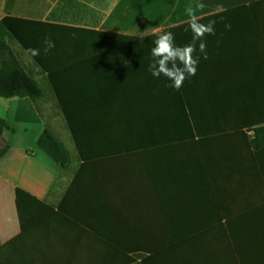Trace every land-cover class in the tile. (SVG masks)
<instances>
[{
    "label": "crops",
    "instance_id": "1",
    "mask_svg": "<svg viewBox=\"0 0 264 264\" xmlns=\"http://www.w3.org/2000/svg\"><path fill=\"white\" fill-rule=\"evenodd\" d=\"M258 1L264 0H0V20L11 16L85 34L142 38L175 29L182 46L192 39L185 31L191 7L201 23L217 22L215 35H205L208 59L201 58L196 75L175 94L194 97L195 110L226 111V95H264V73L249 67L261 64L264 9L255 17L237 9ZM10 46L46 89L37 105L28 97H0V118L8 125L0 130V264H264V146L250 144L253 131L208 135L189 153H168L164 137H150L142 152H101L82 170L45 76L18 43ZM133 78L115 79L124 84ZM245 79L259 86L241 91L234 81ZM131 87L80 89L85 96L118 94L113 108L85 98L82 109L98 113L91 126L102 125L104 110H133ZM163 93L145 86L147 100L136 109L165 110ZM155 95L157 102L149 100ZM53 109L64 137L46 114ZM255 110L264 111V103ZM45 126L73 142L76 155L67 169L38 148ZM132 142L117 138L114 144Z\"/></svg>",
    "mask_w": 264,
    "mask_h": 264
},
{
    "label": "trees",
    "instance_id": "2",
    "mask_svg": "<svg viewBox=\"0 0 264 264\" xmlns=\"http://www.w3.org/2000/svg\"><path fill=\"white\" fill-rule=\"evenodd\" d=\"M251 10L246 14L255 17L254 11L264 9V1L237 8ZM228 15V14H226ZM174 33L175 29H170ZM79 28L66 27L52 23L7 16L0 20V97L30 98L35 105L43 98L42 85L22 66L18 55L10 43L16 42L25 51L28 48H42L45 37H51L55 47L47 54L31 58L53 93L59 110L74 141L82 170L98 153L110 151H139L149 145L148 138L164 137L166 150L170 152L189 153L201 145L208 135L226 134L248 136L253 131L250 144L254 148L264 146V111L255 110L256 105L264 103V95L229 94L226 95V111H201L193 109L194 97L175 94L165 77L154 78L149 72L150 54L154 41L162 33L148 37L126 36L120 34L94 33ZM259 62L249 67L264 73V37L260 42ZM26 52V51H25ZM85 67L90 75L85 74ZM147 68V69H146ZM248 68V67H247ZM134 77L132 81L121 83L115 78ZM139 77L143 80H139ZM163 77V78H162ZM149 79V80H148ZM264 81H261V84ZM241 91H253L259 86L257 80L245 79L234 81ZM125 84L135 91L132 101L133 110H104L99 113L100 127L91 126L98 113L83 110L85 98L90 101L101 99L106 105L114 107L115 93L103 92L85 96L79 90L84 87L95 90H115ZM162 89L160 101L165 102V110H137L147 98L141 94L142 89ZM261 88H264V84ZM217 98V97H216ZM149 100L158 101L157 95ZM114 102V103H113ZM127 123L128 128L117 125ZM160 124L161 126H159ZM8 128L0 118V130ZM127 136V137H126ZM117 138L132 140L124 145L114 144ZM37 146L63 169L71 164V157L65 144L45 126L37 140ZM150 146L157 148L158 142ZM115 147V148H113ZM143 264V263H140Z\"/></svg>",
    "mask_w": 264,
    "mask_h": 264
},
{
    "label": "clouds",
    "instance_id": "3",
    "mask_svg": "<svg viewBox=\"0 0 264 264\" xmlns=\"http://www.w3.org/2000/svg\"><path fill=\"white\" fill-rule=\"evenodd\" d=\"M222 9V6H219ZM223 10V9H222ZM186 15L189 17L188 27L185 31H191L192 39L185 45L175 43V35L170 32H163L154 41V47L151 49L152 62L149 64V72L154 78L165 77L170 81L169 87L179 90L186 79L195 76L201 58L207 60V46L204 40L205 35H215V20L207 24L200 22L195 11L189 7L186 9ZM223 20V18H222ZM231 27L230 24L225 25ZM55 47V42L51 37H45L42 48H28L26 53L30 58L41 55V52L47 54Z\"/></svg>",
    "mask_w": 264,
    "mask_h": 264
},
{
    "label": "rangeland",
    "instance_id": "4",
    "mask_svg": "<svg viewBox=\"0 0 264 264\" xmlns=\"http://www.w3.org/2000/svg\"><path fill=\"white\" fill-rule=\"evenodd\" d=\"M40 82H41L42 86L46 89L45 82H43L42 80H40ZM46 114L49 115L50 123L51 124H54V127H55L56 132L58 133V135H60L61 137H64V134H63L62 130L58 127L59 120H60L59 119L60 118V114L57 112V110L56 109H53V111H51L49 113H46ZM66 130H67V127H66ZM61 140L65 143V145L67 146L68 150L70 151V155H71V158H72V161H73L74 156L76 155V150H75V147H74L73 142H71V139L70 138H67V139H65V138L62 139L61 138Z\"/></svg>",
    "mask_w": 264,
    "mask_h": 264
}]
</instances>
